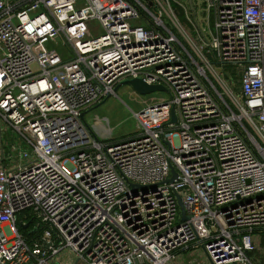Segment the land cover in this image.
I'll list each match as a JSON object with an SVG mask.
<instances>
[{"label": "built area", "instance_id": "1", "mask_svg": "<svg viewBox=\"0 0 264 264\" xmlns=\"http://www.w3.org/2000/svg\"><path fill=\"white\" fill-rule=\"evenodd\" d=\"M164 2L0 0V264H54L63 250L80 264H172L199 245L208 264H251L264 230V0H199L213 27L195 29L197 44L174 16L191 21L193 0ZM53 35L68 59L37 54ZM207 55L233 68L239 95ZM137 78L169 100L135 113L130 137L98 142L81 116ZM7 129L30 148L18 160ZM26 217L42 229L32 244L17 229Z\"/></svg>", "mask_w": 264, "mask_h": 264}, {"label": "rangeland", "instance_id": "2", "mask_svg": "<svg viewBox=\"0 0 264 264\" xmlns=\"http://www.w3.org/2000/svg\"><path fill=\"white\" fill-rule=\"evenodd\" d=\"M160 1L165 3L164 0ZM185 2L186 0H184V3ZM188 10L191 21L187 20L184 10L181 7L174 6V16L177 22L190 37H194L195 29L198 33L204 29L203 34L204 36L207 35L208 31L213 27L212 18L203 22L202 17H205V13L200 6L195 12L190 8ZM163 21L179 38L176 30L172 28V23L166 16H164ZM90 28L92 31H99L98 25L95 22L91 23ZM204 39L206 38L204 37ZM51 53H57L62 60H66L70 57V51L60 35H53L40 43L37 52L38 55ZM207 59L215 72L225 73L226 76L232 75L233 68L231 66L222 65L209 55H207ZM32 70L34 71L35 67H32ZM229 86H231V90L235 94L239 95L238 84L234 81V78L230 81ZM168 100L169 94L167 92H154L149 95H140L135 93L129 86L123 85L115 89L109 97L105 98L100 106L88 110L84 114L83 123L92 136L100 143L121 141L130 137L135 131V113H139L148 106L156 103H163ZM4 143L7 148V155L11 153L10 147L12 145H16L20 148L19 152L14 153L16 160H18L19 157L22 158L24 153L30 152V148L27 146L26 142L11 129H7ZM29 160L30 159H27L26 162ZM22 216H28V213L26 212ZM252 238L257 242L264 240V230L255 231ZM257 245H260L259 247L263 249V252L261 250H256L251 254V264H264V241ZM56 259H59L62 264H80L76 262V259H74L73 255L67 250H63ZM207 262L208 259L201 245H199L178 254L176 260L172 264H208Z\"/></svg>", "mask_w": 264, "mask_h": 264}, {"label": "water", "instance_id": "3", "mask_svg": "<svg viewBox=\"0 0 264 264\" xmlns=\"http://www.w3.org/2000/svg\"><path fill=\"white\" fill-rule=\"evenodd\" d=\"M188 4L190 5L191 2L189 1ZM191 10H193V8H191ZM123 85L129 86L135 93L140 94V95H149V94L154 93V92H166V89L163 86L147 85L140 78L123 80L115 87V89H117L118 87L123 86ZM102 103H103V101L101 103H99L98 105H96V106L98 107ZM170 115H171L170 123H175L176 122V117H175V113H174L173 109L171 110ZM81 118H83V115L81 116ZM171 175H172L171 178L168 179L166 181V183H172V181L176 178L177 174L175 173V171L173 169H171ZM130 187L132 189H134V190L137 189V188H141V187L136 186V185H130ZM178 205H179V208H180L181 220L182 221H186L187 217L185 216V211H184V208L182 206L180 198H178Z\"/></svg>", "mask_w": 264, "mask_h": 264}, {"label": "trees", "instance_id": "4", "mask_svg": "<svg viewBox=\"0 0 264 264\" xmlns=\"http://www.w3.org/2000/svg\"><path fill=\"white\" fill-rule=\"evenodd\" d=\"M232 76L236 81L237 78L235 77L234 73H232ZM17 229L28 244H32L33 241L37 240L42 233L41 227H38L36 222L30 217L19 219L17 222Z\"/></svg>", "mask_w": 264, "mask_h": 264}, {"label": "crops", "instance_id": "5", "mask_svg": "<svg viewBox=\"0 0 264 264\" xmlns=\"http://www.w3.org/2000/svg\"><path fill=\"white\" fill-rule=\"evenodd\" d=\"M200 6V4H199V0H193V10L192 11H194L195 12V10H197V8ZM195 7H196V9H195ZM204 20V17H202V21ZM212 20H213V18H212ZM212 30V29H211ZM210 31V30H209ZM208 35V34H207ZM194 37H195V35H194ZM194 37H190L191 38V40L192 41H194L196 44L198 43V41L196 40V38H194ZM90 110V109H89ZM86 113V112H85ZM83 118H84V115H83ZM264 240H261V241H259V242H257V241H255L256 242V248H257V251L258 250H261L262 252H263V249L262 248H260L257 244L259 243V244H261L262 242H263ZM54 264H62L61 263V261L59 260V259H56L55 258V260H54Z\"/></svg>", "mask_w": 264, "mask_h": 264}]
</instances>
